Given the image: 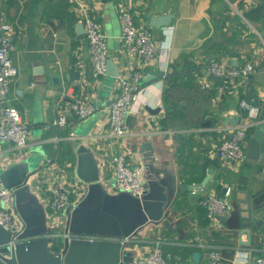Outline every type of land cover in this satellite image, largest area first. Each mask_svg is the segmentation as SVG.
Here are the masks:
<instances>
[{
  "label": "crops",
  "instance_id": "obj_1",
  "mask_svg": "<svg viewBox=\"0 0 264 264\" xmlns=\"http://www.w3.org/2000/svg\"><path fill=\"white\" fill-rule=\"evenodd\" d=\"M88 1L107 34L109 55L120 71L133 68L142 74L156 70L164 74L141 84V106L129 113L126 135L109 138L101 107L83 119L70 111L74 98L83 96L93 102L106 83L105 77L91 74L85 33L76 28L82 19L70 1L0 0V13L12 26L11 57L18 70L8 96L30 128L24 147L0 143V174L4 172L7 182L20 178L22 170L32 166L18 203L34 197L33 205L40 204L51 218L47 203L51 187L59 181L73 185L71 204L79 201L87 183L75 173L73 139L87 146L97 159L100 182L112 192L109 155L130 151L134 161L144 165L145 196L158 203L157 214L163 212L159 220L147 223L131 238L135 258L148 251L152 240L162 238L167 264H226L235 259L253 264L256 256H264V134L259 159L246 156L235 162L219 154V143L243 123L240 100L245 98L248 79L212 80L205 65L210 59L233 66L252 61V84L264 86V0H132L137 23L149 26L158 42L156 58L147 68L122 46L120 0ZM165 13L173 14L167 26L156 29L149 25L152 15ZM115 91L114 80L109 96ZM146 105L160 108L150 113ZM62 112L68 113L67 123L54 124ZM229 117H239L238 123L229 122ZM205 120L209 123L201 125ZM255 125L248 128V138ZM142 140L152 142L151 155L137 153ZM206 175L209 177L202 184ZM191 183L198 185L188 187ZM227 185L234 203L228 218L234 214L239 221L235 231L226 225L228 218H210L200 202L211 192L222 195ZM242 218L250 220L248 245L239 242L248 238L247 233H239ZM163 220H168L169 228ZM209 248L221 256L216 263L206 255ZM195 251L199 252L197 260Z\"/></svg>",
  "mask_w": 264,
  "mask_h": 264
},
{
  "label": "built area",
  "instance_id": "obj_2",
  "mask_svg": "<svg viewBox=\"0 0 264 264\" xmlns=\"http://www.w3.org/2000/svg\"><path fill=\"white\" fill-rule=\"evenodd\" d=\"M73 9L77 10L85 29V37L90 52L91 74L94 78L106 76V61L110 56L108 51L107 34L104 32L100 21L90 10L88 0H69ZM120 24V38L124 49L135 55L142 68L153 64L158 51V42L149 26L139 25L132 9V0H120L117 5ZM12 26L0 13V143L10 142L15 148L26 145L29 135V125L20 116L19 111L10 102L8 96L9 86L18 70L11 57L13 43L11 40ZM254 62L245 61L240 66L226 64L216 59H210L205 65V71L226 80L241 78L247 79L249 73L254 70ZM141 70L128 68L119 70L115 77L116 91L113 92L106 103L101 107L105 112L108 124L107 136L109 138L124 137L128 130V115L138 106H141L140 92L142 76ZM240 108L245 110L243 123L233 127L229 136L218 145L219 154L226 160L241 162L246 158L245 149L248 138V128L251 124H259V107L251 106L243 98L240 100ZM98 107L83 96L74 98L70 105V111L78 119L91 116ZM68 113L62 112L53 121L54 124L65 125ZM109 161L113 169V190H125L133 195L142 196L144 193L143 170L144 165L134 161L130 151H116L109 155ZM264 170V169H263ZM73 185L64 182H56L51 187V196L47 206L52 214L51 235H59L65 222V212L71 205L70 194ZM14 195L12 189L0 185V224L13 230L18 226V220L11 211V203ZM207 214L212 219L224 215L227 219L234 210L231 199V186H225L222 195L213 192L205 195L201 200ZM90 238H96L90 236ZM128 240V238H126ZM132 240V239H131ZM164 239L152 240L148 251L134 259V264H167L163 256L162 243ZM206 255L210 262L216 263L220 254L215 248H209ZM256 264H264V256H256Z\"/></svg>",
  "mask_w": 264,
  "mask_h": 264
},
{
  "label": "water",
  "instance_id": "obj_3",
  "mask_svg": "<svg viewBox=\"0 0 264 264\" xmlns=\"http://www.w3.org/2000/svg\"><path fill=\"white\" fill-rule=\"evenodd\" d=\"M173 14L165 13L152 15L149 18V25L160 29L170 23ZM79 33H85L83 24L76 25ZM77 73V71L75 72ZM119 74V66L113 57L109 56L106 61L105 88L99 90V98L93 100L98 107H102L103 100L109 98L110 88ZM164 72L156 70L145 72L139 82H149ZM212 80H223L221 76L209 74ZM247 90L245 100L251 106L259 107V117L264 119V86L252 84L253 74L247 76ZM263 88V90H262ZM75 91L77 86H74ZM263 91V93L261 92ZM262 93V94H261ZM150 113L158 111L160 107L145 106ZM243 110V109H242ZM245 110H243V114ZM229 122L237 124L239 117H229ZM205 120L201 125H207ZM264 134V121L255 125L248 138L245 154L249 158L259 159L261 153V139ZM71 144L76 148L75 173L79 180L86 185V192L79 201L70 205L65 212V222L59 235H51L53 226L51 218L45 213L43 207L33 205L34 197H25L26 200L18 203V194L27 188L32 169L31 164L22 170L20 178L7 182L0 174L3 186L12 189L14 199L11 208L14 206L18 226L9 230L0 224V264H134L135 248L132 246L131 238L147 223L159 220L161 212L157 214V202L147 198L144 190L142 196L119 190L112 192L100 182L98 162L88 147L73 139ZM151 141L142 140L136 151L139 154L153 153ZM154 161V157L152 161ZM29 163L30 162L29 160ZM14 165L9 167V170ZM29 172V174H27ZM210 172V171H209ZM209 176L201 181L205 184ZM144 184V183H143ZM198 184H189L188 187H197ZM225 187L223 188V192ZM224 221V215L218 216ZM241 219V218H240ZM259 222H256L258 224ZM163 224L169 228L168 220ZM250 220H240L239 233H247L246 240H239L241 244H249ZM94 236L96 238H90ZM128 238V240H126ZM166 257V253L163 252ZM199 252H193V258L197 260ZM226 264H244L235 259ZM253 264H256L255 262Z\"/></svg>",
  "mask_w": 264,
  "mask_h": 264
},
{
  "label": "trees",
  "instance_id": "obj_4",
  "mask_svg": "<svg viewBox=\"0 0 264 264\" xmlns=\"http://www.w3.org/2000/svg\"><path fill=\"white\" fill-rule=\"evenodd\" d=\"M233 215V216H232ZM231 217L228 218L226 225L229 227L231 231L237 230L239 227V221H237V218L234 214H232ZM206 219V218H205ZM164 243V242H163ZM163 246V245H162ZM164 248V246H163Z\"/></svg>",
  "mask_w": 264,
  "mask_h": 264
}]
</instances>
